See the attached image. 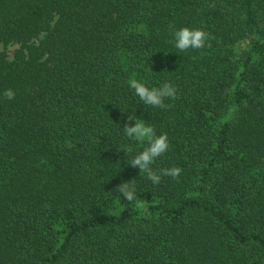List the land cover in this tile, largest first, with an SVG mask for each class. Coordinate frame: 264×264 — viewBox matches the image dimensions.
Masks as SVG:
<instances>
[{"label":"trees","instance_id":"trees-1","mask_svg":"<svg viewBox=\"0 0 264 264\" xmlns=\"http://www.w3.org/2000/svg\"><path fill=\"white\" fill-rule=\"evenodd\" d=\"M132 113L178 179L127 164ZM0 264H264V0H0Z\"/></svg>","mask_w":264,"mask_h":264},{"label":"clouds","instance_id":"clouds-1","mask_svg":"<svg viewBox=\"0 0 264 264\" xmlns=\"http://www.w3.org/2000/svg\"><path fill=\"white\" fill-rule=\"evenodd\" d=\"M172 35L174 47L179 52H185L190 48L202 49L209 39V34L204 30L189 27L173 30ZM128 84L144 105L163 109L171 106L165 103L166 99L175 100L177 98V89L169 82L163 83L160 87L149 88L144 83L132 78L128 81ZM3 95L9 100L15 98V93L12 89L5 90ZM132 121H135L134 125L131 123ZM123 130L126 137L130 140L146 145L142 151L127 160L128 165L133 168H139L140 173H143L154 185H158L161 182L162 176L178 179L181 172L180 168H164L158 172L152 167L154 161L166 153L169 148L166 134L157 135L154 127L144 123L135 113L128 116V123L125 124ZM125 153L127 156L128 153ZM115 191L120 193L126 201L135 202L138 207L141 206L134 182H122L116 187Z\"/></svg>","mask_w":264,"mask_h":264},{"label":"rangeland","instance_id":"rangeland-1","mask_svg":"<svg viewBox=\"0 0 264 264\" xmlns=\"http://www.w3.org/2000/svg\"><path fill=\"white\" fill-rule=\"evenodd\" d=\"M18 48L17 45H13V46H10L8 49H7V52H8V56L9 57H12L15 53V50ZM3 51V50H2Z\"/></svg>","mask_w":264,"mask_h":264}]
</instances>
